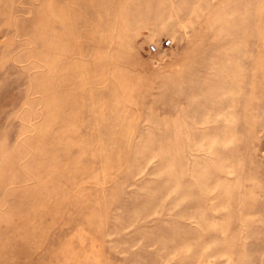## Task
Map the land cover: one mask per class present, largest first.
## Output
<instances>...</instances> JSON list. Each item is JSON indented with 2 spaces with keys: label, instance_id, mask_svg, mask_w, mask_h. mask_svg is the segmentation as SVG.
I'll return each mask as SVG.
<instances>
[{
  "label": "rangeland",
  "instance_id": "obj_1",
  "mask_svg": "<svg viewBox=\"0 0 264 264\" xmlns=\"http://www.w3.org/2000/svg\"><path fill=\"white\" fill-rule=\"evenodd\" d=\"M0 264H264V0H0Z\"/></svg>",
  "mask_w": 264,
  "mask_h": 264
},
{
  "label": "built area",
  "instance_id": "obj_2",
  "mask_svg": "<svg viewBox=\"0 0 264 264\" xmlns=\"http://www.w3.org/2000/svg\"><path fill=\"white\" fill-rule=\"evenodd\" d=\"M170 43H171V41L170 40H167V41H165L164 42V49H166L167 48V46H169L170 45ZM150 50L151 51H156L157 50V47L155 46V45H151L150 46Z\"/></svg>",
  "mask_w": 264,
  "mask_h": 264
}]
</instances>
